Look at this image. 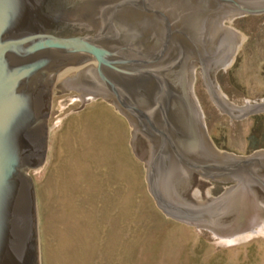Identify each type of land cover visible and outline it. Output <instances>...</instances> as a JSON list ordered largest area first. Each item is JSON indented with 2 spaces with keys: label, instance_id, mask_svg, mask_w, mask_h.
<instances>
[{
  "label": "water",
  "instance_id": "water-1",
  "mask_svg": "<svg viewBox=\"0 0 264 264\" xmlns=\"http://www.w3.org/2000/svg\"><path fill=\"white\" fill-rule=\"evenodd\" d=\"M264 13V0H0V264H39L30 170L46 157L52 89L99 96L131 126L147 190L167 217L222 238L264 223V150L217 149L193 97L201 67L209 98L237 119L264 100L234 106L214 71L232 64L245 36L219 21ZM191 174L233 182L204 203Z\"/></svg>",
  "mask_w": 264,
  "mask_h": 264
},
{
  "label": "rangeland",
  "instance_id": "rangeland-1",
  "mask_svg": "<svg viewBox=\"0 0 264 264\" xmlns=\"http://www.w3.org/2000/svg\"><path fill=\"white\" fill-rule=\"evenodd\" d=\"M219 22L245 40L232 64L214 71L218 91L234 106L264 100V13ZM67 73L59 74L52 89L46 157L28 172L39 264H264V232L245 236L264 231V223L222 238L164 215L147 190L126 117L99 96L81 107L78 92L56 94ZM193 94L217 149L242 156L264 150V113L227 116L209 98L201 67L194 68ZM190 177L188 195L195 203L234 184Z\"/></svg>",
  "mask_w": 264,
  "mask_h": 264
},
{
  "label": "bare ground",
  "instance_id": "bare-ground-1",
  "mask_svg": "<svg viewBox=\"0 0 264 264\" xmlns=\"http://www.w3.org/2000/svg\"><path fill=\"white\" fill-rule=\"evenodd\" d=\"M72 68H68V69H66V70H64L63 71V73H67L69 70H71ZM193 81H194V68H193ZM193 97H194V99H195V101H196V98H195V96H194V94H193ZM196 104H197V102H196ZM198 106V105H197ZM261 233V232H264L263 231V229H256L255 231H252V232H249V233H247V234H245V236L247 237V236H249V235H251V234H254V233Z\"/></svg>",
  "mask_w": 264,
  "mask_h": 264
},
{
  "label": "flooded vegetation",
  "instance_id": "flooded-vegetation-1",
  "mask_svg": "<svg viewBox=\"0 0 264 264\" xmlns=\"http://www.w3.org/2000/svg\"><path fill=\"white\" fill-rule=\"evenodd\" d=\"M194 176H196V177H198V178H200V176L199 175H197V174H193ZM203 179V178H202ZM218 181V180H217Z\"/></svg>",
  "mask_w": 264,
  "mask_h": 264
}]
</instances>
